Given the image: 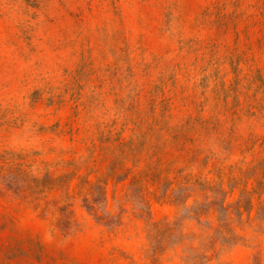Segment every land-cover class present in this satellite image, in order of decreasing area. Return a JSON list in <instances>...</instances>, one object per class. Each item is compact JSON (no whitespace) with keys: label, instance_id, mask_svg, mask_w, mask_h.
<instances>
[{"label":"rangeland","instance_id":"374dc122","mask_svg":"<svg viewBox=\"0 0 264 264\" xmlns=\"http://www.w3.org/2000/svg\"><path fill=\"white\" fill-rule=\"evenodd\" d=\"M0 264H264V0H0Z\"/></svg>","mask_w":264,"mask_h":264}]
</instances>
